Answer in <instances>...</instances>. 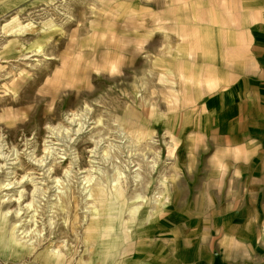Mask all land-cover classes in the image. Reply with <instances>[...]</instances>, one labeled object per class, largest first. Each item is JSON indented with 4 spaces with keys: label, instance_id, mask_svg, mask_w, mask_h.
Segmentation results:
<instances>
[{
    "label": "rangeland",
    "instance_id": "rangeland-1",
    "mask_svg": "<svg viewBox=\"0 0 264 264\" xmlns=\"http://www.w3.org/2000/svg\"><path fill=\"white\" fill-rule=\"evenodd\" d=\"M209 1L0 0V264L264 256V160L219 137L189 48Z\"/></svg>",
    "mask_w": 264,
    "mask_h": 264
},
{
    "label": "crops",
    "instance_id": "crops-1",
    "mask_svg": "<svg viewBox=\"0 0 264 264\" xmlns=\"http://www.w3.org/2000/svg\"><path fill=\"white\" fill-rule=\"evenodd\" d=\"M217 2L224 4V15L208 21L206 26L209 25L211 35L202 37L196 45H189L190 49L204 50L200 62L204 60L210 65L206 68L210 72L196 80H204L209 87L216 88V92L208 96V105L212 122L218 123L217 134L226 140L227 145L232 139L247 151H252V155L248 154L245 160L254 171L251 163L264 160V0ZM208 3L213 9L214 1ZM201 23L196 22L195 26L203 36V30L208 28ZM188 60L193 69L202 74L199 55L190 54ZM207 159L208 162L221 160L217 153L209 154ZM188 184L193 187L191 182L188 181ZM194 185L199 186L197 182ZM257 190L251 189L252 192ZM244 207V200L234 202V209ZM246 222L250 223V220ZM210 243L196 248L195 260L186 264H264V256L257 259L238 245L228 250L222 240L219 244L217 237L214 240L211 238ZM216 248L218 251H215Z\"/></svg>",
    "mask_w": 264,
    "mask_h": 264
},
{
    "label": "bare ground",
    "instance_id": "bare-ground-1",
    "mask_svg": "<svg viewBox=\"0 0 264 264\" xmlns=\"http://www.w3.org/2000/svg\"><path fill=\"white\" fill-rule=\"evenodd\" d=\"M97 196V195H96Z\"/></svg>",
    "mask_w": 264,
    "mask_h": 264
}]
</instances>
